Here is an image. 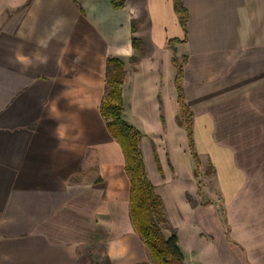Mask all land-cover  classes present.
<instances>
[{
	"label": "crops",
	"instance_id": "obj_1",
	"mask_svg": "<svg viewBox=\"0 0 264 264\" xmlns=\"http://www.w3.org/2000/svg\"><path fill=\"white\" fill-rule=\"evenodd\" d=\"M182 4L185 31L172 0L120 10L109 0H0V264H152L100 108L106 62L119 60L123 119L141 134L147 172L145 133L185 134L173 57L185 58L194 148L220 196L180 217L159 195L169 223L172 213L184 221L172 227L183 263L264 264V0ZM157 173L160 194L173 182Z\"/></svg>",
	"mask_w": 264,
	"mask_h": 264
},
{
	"label": "trees",
	"instance_id": "obj_2",
	"mask_svg": "<svg viewBox=\"0 0 264 264\" xmlns=\"http://www.w3.org/2000/svg\"><path fill=\"white\" fill-rule=\"evenodd\" d=\"M113 8L120 10L124 8L126 0H109ZM173 10L176 14L179 24L183 31L186 30L188 14L182 4V0H172ZM132 35L136 33L135 23L132 22ZM177 42L171 40L168 42L169 48L174 52L172 44ZM131 47L136 53L143 51V44L140 39L132 36ZM130 64L138 62L136 56L129 59ZM185 58L181 62L173 57L172 64L175 69L174 87L177 94V104L179 107V116L177 123L183 126L186 138L189 142V153L193 160L198 163L192 143V122L193 115L185 104L183 92L181 89V80L183 75V65ZM126 72L122 62L116 59H108L106 62V84L113 83L111 96L116 104L110 101H103L100 108L101 116L106 120V127L112 138L120 145L124 161L125 172L130 179V219L134 229L140 239L144 242L150 255L152 264H184L182 254L177 245V238L174 229L170 225L164 210L162 199L155 194L156 187L147 177V172L143 163V156L140 149L141 134L126 121L122 119V97L120 96V87ZM156 168L160 172L161 168L158 158L155 157ZM214 173L211 166L207 167L206 175ZM200 190L201 183L197 182ZM191 205V201L188 200ZM200 205H207L209 201H203ZM221 215L224 216L223 209ZM169 232V236L165 233ZM109 264V263H106Z\"/></svg>",
	"mask_w": 264,
	"mask_h": 264
},
{
	"label": "rangeland",
	"instance_id": "obj_3",
	"mask_svg": "<svg viewBox=\"0 0 264 264\" xmlns=\"http://www.w3.org/2000/svg\"><path fill=\"white\" fill-rule=\"evenodd\" d=\"M125 76L120 87V96L122 95V85ZM113 86L112 82L108 83L104 102L110 101L113 104L117 103L111 96ZM159 136L160 133L155 131L148 134L145 133L144 136L146 140L143 143V155L147 166V176L153 184L158 183V173L154 164L155 157H157L158 159H161V161H159L163 174L160 178L163 180V185H166L164 182L166 177L173 183L170 184L168 189H161L160 194L155 190V194L163 195L162 197L165 196L166 200L167 198L170 200L174 199L175 208L177 211H180V216L181 211L185 213L188 209H194L195 206L199 204V201L201 200L200 195L196 193V185L199 181L202 185L201 190L203 192V199H207L210 202L220 203V196L217 193L213 177L206 175L208 162L205 158L200 159L198 157V163L192 159L189 153V142L186 138V134H184L182 130L176 132L174 128H170V134L165 135V138L162 136L160 138ZM191 138L194 145L193 133ZM150 140L153 142L151 141L149 143ZM148 143L150 150L148 149ZM163 171H165L166 177ZM170 200L166 201V206L171 210V204L169 203ZM188 200L191 201V205L188 204L187 207L185 203L187 204ZM169 220L173 228L181 226V223L184 222L173 213L172 217L169 216ZM165 235L169 236V232H166Z\"/></svg>",
	"mask_w": 264,
	"mask_h": 264
}]
</instances>
